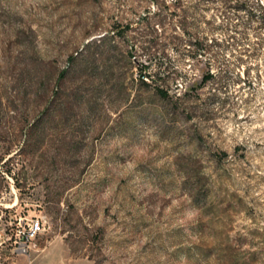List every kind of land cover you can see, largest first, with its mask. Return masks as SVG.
Instances as JSON below:
<instances>
[{
  "label": "rangeland",
  "instance_id": "374dc122",
  "mask_svg": "<svg viewBox=\"0 0 264 264\" xmlns=\"http://www.w3.org/2000/svg\"><path fill=\"white\" fill-rule=\"evenodd\" d=\"M165 2L0 0V264H264V0Z\"/></svg>",
  "mask_w": 264,
  "mask_h": 264
},
{
  "label": "trees",
  "instance_id": "16d2710c",
  "mask_svg": "<svg viewBox=\"0 0 264 264\" xmlns=\"http://www.w3.org/2000/svg\"><path fill=\"white\" fill-rule=\"evenodd\" d=\"M185 1L186 0H172V7L175 9H178L181 14L180 16H182V19L184 21L187 20V18L190 16L188 14V10L185 6ZM231 2V1H235L234 5L229 6L232 9H234L235 11H242L245 10L247 8V0H220L221 3H223V5L226 4V2ZM153 2L156 4V7L158 9L157 14H161L162 11L165 10V8H169L170 6L168 4H166L165 0H153ZM227 7V6H226ZM256 15L252 12H250L247 15V18L250 20H254L257 19L256 21H258L259 24L264 25V17L262 16H256ZM255 17V18H254ZM193 22H189V24H192ZM258 24V25H259ZM129 24H125L123 26H120L119 24L112 26V28L107 31L105 34H103L100 38L101 40H104L106 38L107 35L111 34L113 35H124L126 32V29H128ZM260 26V25H259ZM184 29V28H183ZM109 35V36H111ZM94 44L93 41H88L87 44L85 45V47L76 54V57H79L82 59V61H86L89 56L87 54V52L89 51L90 47ZM194 49L196 51H204L206 50V47L202 46V43L197 41L195 43V47ZM78 55V56H77ZM75 58L73 55L71 56V59ZM214 73L210 70H207L205 72V74H203L202 76V84L206 83L207 81H209L210 79L213 78ZM139 82H141L142 84L145 85V91L147 93V96H156L159 99L166 101L167 103H178L181 102L180 100L184 99V97H182L180 94L174 93V94H170L169 89L165 86V84L163 82L161 83H157L154 82L152 76L150 73L148 72H143V74L139 75ZM152 82H154L152 84ZM184 95L186 94V91L183 93ZM148 100V98H147ZM30 130L32 131H36L39 130V124L38 122H35V124H33L30 128ZM197 189L192 188V190ZM226 261H228V263H232L236 261V257L230 256L226 258Z\"/></svg>",
  "mask_w": 264,
  "mask_h": 264
},
{
  "label": "built area",
  "instance_id": "2783aa9c",
  "mask_svg": "<svg viewBox=\"0 0 264 264\" xmlns=\"http://www.w3.org/2000/svg\"><path fill=\"white\" fill-rule=\"evenodd\" d=\"M43 229V226L42 224L38 221V220H35L33 221L30 226H29V229L28 231L26 232V237L29 238V237H33L35 236L37 233L41 232ZM24 249V247L22 248Z\"/></svg>",
  "mask_w": 264,
  "mask_h": 264
}]
</instances>
